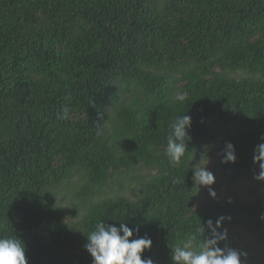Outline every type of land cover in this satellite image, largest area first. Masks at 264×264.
<instances>
[{"label": "trees", "instance_id": "1", "mask_svg": "<svg viewBox=\"0 0 264 264\" xmlns=\"http://www.w3.org/2000/svg\"><path fill=\"white\" fill-rule=\"evenodd\" d=\"M182 114L191 139L174 166L164 149ZM262 137L264 0H0V237L19 238L28 264H92L100 221L173 264L171 249L220 217L218 246L248 264L232 231L264 248V200L240 194L264 183ZM227 143L234 163H221ZM207 159L231 191L195 207Z\"/></svg>", "mask_w": 264, "mask_h": 264}, {"label": "clouds", "instance_id": "2", "mask_svg": "<svg viewBox=\"0 0 264 264\" xmlns=\"http://www.w3.org/2000/svg\"><path fill=\"white\" fill-rule=\"evenodd\" d=\"M68 109H63V118H67ZM102 125H97V135L101 134ZM164 154L170 164L179 166L182 157L188 150V142L191 137V116L182 114L176 117L170 124ZM264 140V137L261 138ZM234 146L227 143L224 149L221 163L235 162ZM207 163L193 167L194 185L209 187V196L215 198L216 193L211 189L215 181L214 174L207 170ZM253 163L259 165V173L254 176L257 181H264V142L254 149ZM231 203V200L228 201ZM225 217H220L213 224L212 220L206 222L209 235L204 236L205 228L201 226L197 233L201 234L195 247L193 241H197V235L189 237L183 246H175L172 251L173 264H241V253L230 247H219V243L227 239V230L220 231ZM230 220V217L228 218ZM264 220V215L260 217ZM134 229L121 222L119 227L109 225L104 221L95 224L94 230L86 237L85 250L92 258V264H154L151 258L142 259V253L150 250L152 240L147 237L132 239ZM0 264H28L25 255V245L15 235L0 237Z\"/></svg>", "mask_w": 264, "mask_h": 264}, {"label": "rangeland", "instance_id": "3", "mask_svg": "<svg viewBox=\"0 0 264 264\" xmlns=\"http://www.w3.org/2000/svg\"><path fill=\"white\" fill-rule=\"evenodd\" d=\"M208 164H207V170L211 171L214 174L215 180L217 177V172L215 171V160L214 159H209L208 160ZM207 163V161L205 162V164ZM237 187H241L243 186V184H239L237 183ZM212 190L215 191L216 196L215 198H211L209 196V187L203 186V189L197 194V199L194 203L195 207L200 206L201 204L206 203L209 200H218V201H222L225 199V193H230L231 190H225L224 187L218 189L216 188V186L213 184L210 186ZM246 187V192L244 191V193H240L242 195H245L246 198L253 200L256 196H260L263 198L264 200V183H247L245 184ZM249 189H253L252 194L253 195H249ZM238 190H240V188H238ZM232 234L235 235L234 241L238 243V247L240 250L242 249H249V253H246L248 255L247 257V262L248 264H264V248L260 247V248H256L258 245H255V243L252 241V237L250 235H248L246 232L241 231V235L242 237L240 238H236V230L232 231ZM242 259V258H241Z\"/></svg>", "mask_w": 264, "mask_h": 264}]
</instances>
